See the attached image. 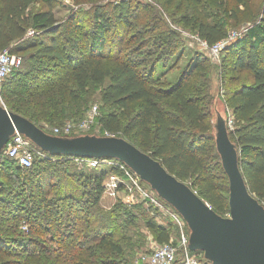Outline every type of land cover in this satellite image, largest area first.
I'll list each match as a JSON object with an SVG mask.
<instances>
[{
	"label": "trees",
	"instance_id": "1",
	"mask_svg": "<svg viewBox=\"0 0 264 264\" xmlns=\"http://www.w3.org/2000/svg\"><path fill=\"white\" fill-rule=\"evenodd\" d=\"M69 1L75 8L72 6L71 14L59 24L56 9L62 0H0V52L8 51L21 58L19 66L6 76L17 74L19 80L7 86L2 83L0 97L4 98V107L51 133L53 127L82 119L90 107L85 104L91 90L98 91L101 107L97 106L96 122L85 134L103 136L107 132L126 139L159 160L179 180L191 181L198 188L193 189L197 195L217 214L225 216L229 212L228 181L212 135L205 60L194 56L193 63L174 82L154 76L156 62L169 63L183 45L181 34L163 19L173 0H151L156 4L145 1L143 5L141 0ZM199 1L194 0L193 8L187 10L192 18L183 16L181 22L191 25L200 40L213 45L227 35L226 21L198 20ZM211 1L222 9L220 0ZM235 1L246 4L248 0ZM242 13L227 15L236 24L252 22L225 47L229 58L223 60L222 66L245 71L250 80L240 82L228 92L226 113L233 117L229 137L236 144L245 183L263 204L264 9L257 20H246ZM143 14L144 19L136 23L133 18ZM169 16L173 17L170 13ZM172 21L178 23L174 18ZM118 26L123 32L115 28ZM110 33L111 43L106 50ZM149 45L152 47L147 48ZM146 55H154V61L149 62ZM24 62L31 67L22 72L19 69ZM36 149L42 155L37 154L29 168L1 154L0 176H5L0 179L1 204H10L11 198L7 199L5 194L18 197L23 193L25 189L17 184L19 180L52 166L54 171L75 166V157L50 155ZM102 169L98 174H84L83 186L88 185V189L80 192L74 183L78 176H83L82 172H69L71 180L52 198L37 182L29 185L30 204L18 206L20 200L11 199L10 205L15 203L17 207L15 211L0 215V264H127L122 237L116 236L122 230L121 220L134 223V209L143 215L149 210L147 227L154 232L157 243L169 242L174 226L157 222L156 209L146 206L143 200L128 208L117 204L102 210L98 206L104 191L102 180L110 174H122L115 165ZM22 209L29 220L27 231L18 230ZM64 213L67 218L61 221ZM51 228L58 233L51 238L55 248H27L33 243L39 245L34 232Z\"/></svg>",
	"mask_w": 264,
	"mask_h": 264
},
{
	"label": "water",
	"instance_id": "2",
	"mask_svg": "<svg viewBox=\"0 0 264 264\" xmlns=\"http://www.w3.org/2000/svg\"><path fill=\"white\" fill-rule=\"evenodd\" d=\"M211 125L216 153L228 181V215L217 214L162 163L119 136L54 135L0 102V159L8 140L19 133L50 155L115 159L126 165L184 220L188 248L210 264H264V205L248 190L229 137L227 113L213 103Z\"/></svg>",
	"mask_w": 264,
	"mask_h": 264
},
{
	"label": "rangeland",
	"instance_id": "3",
	"mask_svg": "<svg viewBox=\"0 0 264 264\" xmlns=\"http://www.w3.org/2000/svg\"><path fill=\"white\" fill-rule=\"evenodd\" d=\"M145 1H151V0H141L139 3L140 5H143L146 3ZM222 9L218 7L217 4H215L211 0H201L198 3V15L199 18L198 20H203L207 22H216L220 18H224L226 21V30L227 34L232 33V32H238L243 28L249 27L251 22H245V23H239L236 24L235 20L232 18L227 17V15H230L231 12H243L240 14L242 17L246 16V20H251V18H254V20H257L259 17L263 16V9H264V0H248L246 4H237L235 0H220ZM144 2V3H143ZM152 2V1H151ZM155 2V1H154ZM152 2V3H154ZM163 3V2H162ZM86 4V3H85ZM156 4V3H154ZM164 4V3H163ZM195 2L194 0H173L172 4L167 8L168 14L163 13V19L165 24L169 27H173L175 30H177L183 40V45L182 48L179 50H176L175 53L173 54V60L171 59L169 63H164V62H156V67H155V73L154 76L160 75V78L166 82H174L178 76L184 70H187V66H190V64L193 63V58L194 56H202V58L205 60L204 61V66L206 67L208 71V93L210 96V110L213 109V106L215 105L218 107L219 110L223 111L227 110V103L226 99L228 98V92H230L231 88L237 86L240 82L244 81H249L250 77L248 73L242 70H230L228 68H223L222 63L223 60L229 58L227 56V52L225 47L218 51L217 53H212L206 48L201 42L200 39L197 37L196 33L192 30L191 25L190 26H185L181 22V17L186 16L188 19L192 18V13L187 11L188 9L193 8ZM72 6L73 3L69 0H62V5L57 7L56 9V16L58 18V23L63 24L65 20L68 18V16L71 14L70 12L72 11ZM86 6H89L88 3ZM83 5V7H86ZM158 10H163L159 8L158 5H156ZM161 7V6H160ZM35 8H37V5H35ZM73 8H75L73 6ZM224 10V12H223ZM169 13L173 16L174 20L178 21V23H173L172 18L169 16ZM225 13V14H224ZM144 14L140 15L139 17H134L133 19L136 20V23L141 22L144 19ZM253 20V21H254ZM243 22V21H242ZM120 26V25H119ZM115 27L117 30L120 29V31L123 32L121 27ZM114 28V29H115ZM115 29V30H116ZM111 38H112V33H110L107 37L108 43H107V48L108 45L111 43ZM152 45H149L147 48H151ZM145 49H143L144 51ZM142 52V51H141ZM141 56H144L142 53ZM226 56V57H225ZM172 57V56H171ZM177 57V58H176ZM154 55L148 56L146 55V59L149 60V62L154 61ZM31 67L30 64L28 63H23L21 68L19 69L20 71L24 72L25 70H29ZM56 70H60V67H57ZM229 70V72H228ZM62 73V72H61ZM19 76L17 74H14L12 77L8 76L6 79L3 80V86H7L9 84H14L17 82L19 79ZM1 83V86H2ZM98 91L91 90L90 95L88 96V101L85 104L86 107L88 108L89 106H92L96 104L98 107H101V103L99 101V98L97 96ZM1 102L4 105V98H1ZM42 124L43 122H39ZM50 129V128H48ZM37 164V162H36ZM37 167V166H36ZM38 168H42V165H39ZM59 169H56L54 171L53 166L46 168V169H41V172L34 176H30L19 180L17 184L21 186L23 189V193L18 196H9L8 194H5L7 199L11 198L12 200H20L18 206H26L29 203V185L37 184V182H40V189H43L44 191L49 192L47 195L49 197H53L57 192L58 189L61 190L62 188L65 187L66 184L71 180V176H69V172H76L78 174L79 172H82L83 176H78L76 183H74V186L79 190L83 191L84 189H88V185L83 186L84 184V174H98L100 173L102 167L99 168H77L74 165H72L69 169L70 170H63L61 167H58ZM53 172L54 176H48V173ZM14 177V176H13ZM108 177V176H107ZM105 177L102 180V186H104V191L102 192L101 198L99 199V207L102 210H109L112 209L114 206L117 204H122L125 207H129L130 205L133 206V204H137V201L133 198V194H130L125 191H119L118 194L115 196L109 195L105 191V186L108 182V178ZM1 180L5 179L4 175L0 176ZM189 185L192 186V189L195 191H198L197 186H194L191 181H186ZM51 185V186H49ZM73 185V184H72ZM12 186V185H11ZM151 189V188H150ZM152 190V189H151ZM153 191V190H152ZM155 193V191H153ZM156 194V193H155ZM157 195V194H156ZM158 196V195H157ZM10 199V204L12 200ZM162 200V199H161ZM9 203H0V215L4 214L8 210L13 211L14 210V204L12 206ZM264 204V202H263ZM145 206V205H144ZM93 207V206H92ZM17 207H15L16 209ZM95 208V207H94ZM44 207H41V210H43ZM15 211V210H14ZM147 211V212H146ZM146 214L143 215L140 210L134 209L135 219L133 224H128L124 219L120 221L122 223V230L120 235H117L116 238H121V244L122 248L125 253V262L127 264H137L136 263V258L139 255V253L147 250L150 248L151 244L157 243L156 237L154 232H152L148 227H147V222L148 217H151V212L149 210H146ZM19 221L20 224L18 226V230L22 231H27V226L29 224L27 220V214L22 209L19 212ZM153 215V214H152ZM228 213L225 215L227 216ZM67 215L64 213L63 216L60 217V220H66ZM44 220L43 218H41ZM157 221V220H156ZM25 222V223H24ZM158 222V221H157ZM160 223V222H159ZM161 224V223H160ZM68 228V227H66ZM63 231H66L64 227H62ZM55 228H51L50 231H42L39 230V233H35L33 237L36 239V241L39 242L38 244H31L27 248L30 250H35L38 251L40 249V246L48 247L44 249H52L56 247V243L51 240L53 236L57 237L58 233L55 232ZM68 232V231H67ZM179 235V231L175 228H173V231L171 232V237L172 241H176ZM54 237V238H55ZM55 240V239H54ZM21 253V252H20ZM22 254H26V251L22 252Z\"/></svg>",
	"mask_w": 264,
	"mask_h": 264
},
{
	"label": "built area",
	"instance_id": "4",
	"mask_svg": "<svg viewBox=\"0 0 264 264\" xmlns=\"http://www.w3.org/2000/svg\"><path fill=\"white\" fill-rule=\"evenodd\" d=\"M244 31L245 28L238 32L228 33L223 39L213 45H208L203 40H200V42L208 48L210 52L217 53L224 47L228 46L236 38L240 37ZM20 62V57L10 54L8 51L0 52V91L3 80L14 70V68L19 66ZM97 116L98 107L94 104L88 108L82 119L78 121H67L61 126L53 127L50 132L54 135L63 136L86 133L95 124ZM227 126L228 129L233 127V117L230 114L227 116ZM44 131H47L46 128H44ZM104 135L112 136L107 132H104ZM2 153L23 168L31 167L35 156L37 154L42 155L41 152L36 149V146H34L26 137L17 132L8 140ZM73 163L79 169L84 167L99 168L102 166L115 165L121 170L123 175H108V182L105 186V191L111 196H115L119 191L133 194V198L136 201L143 200L146 206H152L156 209L157 213L155 214V219L158 222L164 225L171 223L174 228L179 231L176 241H172L171 238L167 243H153L149 249L139 253L136 258L137 264H210V262L204 258L202 253L199 254L189 250L188 229L179 213H177L166 202L161 200L150 189V187L143 183L128 167L120 162L115 163L112 160L95 158L75 157Z\"/></svg>",
	"mask_w": 264,
	"mask_h": 264
}]
</instances>
